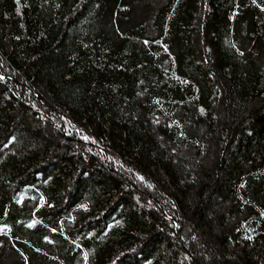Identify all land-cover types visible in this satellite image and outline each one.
<instances>
[{
	"label": "trees",
	"instance_id": "16d2710c",
	"mask_svg": "<svg viewBox=\"0 0 264 264\" xmlns=\"http://www.w3.org/2000/svg\"><path fill=\"white\" fill-rule=\"evenodd\" d=\"M0 264H264V0H0Z\"/></svg>",
	"mask_w": 264,
	"mask_h": 264
}]
</instances>
